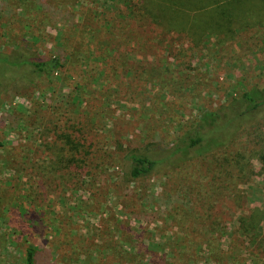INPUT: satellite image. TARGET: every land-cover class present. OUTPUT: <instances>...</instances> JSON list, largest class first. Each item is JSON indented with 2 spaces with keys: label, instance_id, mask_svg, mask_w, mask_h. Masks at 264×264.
Instances as JSON below:
<instances>
[{
  "label": "rangeland",
  "instance_id": "1",
  "mask_svg": "<svg viewBox=\"0 0 264 264\" xmlns=\"http://www.w3.org/2000/svg\"><path fill=\"white\" fill-rule=\"evenodd\" d=\"M120 9L116 0H0V51L33 49L66 62L30 91L12 82L1 91L0 264H24L28 241L36 264H264L263 122L258 137L236 142V161L225 160L238 172L196 147L133 180L122 157L163 150L203 113L264 88V18L199 40L148 30L143 49L133 31L145 20ZM91 51L100 56L94 62ZM119 52L125 61L108 72V57ZM141 55L146 76L132 78ZM81 61L95 71L94 84ZM63 132L83 143L85 164L50 163ZM19 208L20 222L11 216ZM251 211L262 213L244 233L238 217ZM29 221L30 234L12 232Z\"/></svg>",
  "mask_w": 264,
  "mask_h": 264
},
{
  "label": "trees",
  "instance_id": "2",
  "mask_svg": "<svg viewBox=\"0 0 264 264\" xmlns=\"http://www.w3.org/2000/svg\"><path fill=\"white\" fill-rule=\"evenodd\" d=\"M116 1L118 5L120 4V8L122 7L120 11L128 15L130 19L135 21L145 20L143 27L133 31L135 39L141 41L139 44L143 49L147 47L149 41L147 39L148 30L182 32L190 39L199 40L203 34H206L207 37L213 34L219 35L226 31L230 32L231 27L234 25H241L244 22V24L250 26L253 22L257 20L261 22L264 18V0H121L122 4L119 0ZM212 11H216L220 15L215 16ZM98 20L96 18L94 22H98ZM92 29L96 30L95 28ZM141 35L144 36L141 37ZM122 36H125V38L130 37L125 34V31L118 35V37ZM123 44H120L118 48L124 49ZM90 53L93 56V62L100 57L97 56L98 54L95 55L94 51ZM66 55L68 54L65 52ZM63 56L60 54L39 53L33 49L21 51L16 56H9L0 51V95L2 88L8 82L15 83V85L19 84V87L29 90L35 78L49 77L58 69L65 68L66 62L63 60ZM120 56H124L123 53H115L108 57L110 59L108 65L106 64L108 72L111 71L110 66L114 62L125 61L123 58H119ZM66 59L69 60V57H66ZM132 62H134L131 64L133 70L129 71V76L144 79L147 73L146 58L141 55L132 59ZM80 67L89 71L91 84L98 81V77L94 75L95 71H92L90 63L81 61ZM219 115H223V119ZM86 116L88 118L83 120V124L88 123L90 120V114L87 113ZM262 122L264 124V88L245 91L238 99L235 100L234 98L218 109L203 113L199 120L193 123L194 126H191L193 129L190 127L191 130L188 129L189 131L187 130L185 134L181 135L176 142H173L167 148L158 151L152 149L127 151L124 154L122 153V157L127 159V162L123 163L128 165L127 174L134 180L147 176L160 165H169L176 160L182 161L188 151L196 147L199 149L198 153L215 154L217 160L236 161L238 154L234 152L236 142L243 140L240 139L243 134L248 137H258ZM82 140L85 141V138H82ZM60 141L63 143L61 153L55 155L54 159H50V163L54 167L65 170L80 165L78 162L85 164V157H81L79 153L83 143L78 137L72 133L63 132L60 134ZM259 159L261 163L264 162V154H261ZM226 163L231 165L232 169L235 167L237 172L240 170V168L237 169L236 163ZM8 183L12 184V180H8ZM261 213L262 211H251L249 214L240 215L238 221L241 231L246 233L248 228L255 223V221H252L247 225L246 220L256 219L257 215H261ZM24 214H26V211L19 208V210L15 209L11 216L20 222ZM212 222L213 220L210 223ZM27 224L26 229L21 225L24 230L17 227V225L12 226V232L19 236L24 232L30 234L33 232L34 223L29 221ZM27 243L23 249L24 264H36L37 247L29 241ZM181 251L185 254L188 253L186 244L181 247ZM181 259V255L175 257V260Z\"/></svg>",
  "mask_w": 264,
  "mask_h": 264
}]
</instances>
